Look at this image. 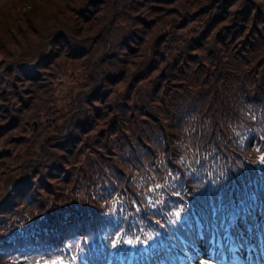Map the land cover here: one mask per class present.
<instances>
[{"label": "trees", "instance_id": "16d2710c", "mask_svg": "<svg viewBox=\"0 0 264 264\" xmlns=\"http://www.w3.org/2000/svg\"><path fill=\"white\" fill-rule=\"evenodd\" d=\"M262 157L264 0H0V264L243 255Z\"/></svg>", "mask_w": 264, "mask_h": 264}, {"label": "rangeland", "instance_id": "374dc122", "mask_svg": "<svg viewBox=\"0 0 264 264\" xmlns=\"http://www.w3.org/2000/svg\"><path fill=\"white\" fill-rule=\"evenodd\" d=\"M34 123L36 125V121H34ZM250 248H253V247L251 246ZM251 252H254V255ZM183 256H184L185 261H187V262L190 261L188 255L184 254ZM255 257H257L256 250L254 248H253V251L250 249L249 250V256H248L249 260H251L253 262ZM242 262H243V260L241 258H239V257H236L234 259V264H242ZM207 264H210V263H207Z\"/></svg>", "mask_w": 264, "mask_h": 264}, {"label": "snow or ice", "instance_id": "6c2138e0", "mask_svg": "<svg viewBox=\"0 0 264 264\" xmlns=\"http://www.w3.org/2000/svg\"><path fill=\"white\" fill-rule=\"evenodd\" d=\"M262 160H264V157H262ZM128 243H132L131 241H129Z\"/></svg>", "mask_w": 264, "mask_h": 264}]
</instances>
